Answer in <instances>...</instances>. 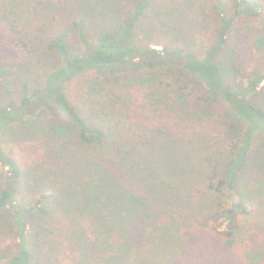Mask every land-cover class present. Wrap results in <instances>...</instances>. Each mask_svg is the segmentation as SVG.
<instances>
[{
  "label": "trees",
  "instance_id": "1",
  "mask_svg": "<svg viewBox=\"0 0 264 264\" xmlns=\"http://www.w3.org/2000/svg\"><path fill=\"white\" fill-rule=\"evenodd\" d=\"M178 1L0 0V264H173L183 233L232 238L264 137V0Z\"/></svg>",
  "mask_w": 264,
  "mask_h": 264
},
{
  "label": "rangeland",
  "instance_id": "2",
  "mask_svg": "<svg viewBox=\"0 0 264 264\" xmlns=\"http://www.w3.org/2000/svg\"><path fill=\"white\" fill-rule=\"evenodd\" d=\"M175 18L176 16L171 15L170 21L172 24ZM203 21L206 22L205 19ZM187 22L177 27L178 30L176 31L179 32V35H188L192 31L193 28L190 27L192 24L190 25ZM248 26L247 30L250 38H242L244 31L243 33L237 31L239 36L236 38L237 42L240 38L244 41L246 49L251 46V41L258 36L256 30L260 29L259 33L264 32V23H261L258 26L260 28H256V30L249 29L253 27L252 24H248ZM0 37L2 38L1 31ZM194 42V47L199 48L198 39ZM0 46L7 48L6 45L1 43ZM9 63L6 66L4 65V68L8 71L13 69L12 64ZM7 76L11 78L12 74L9 73ZM73 91L74 89L71 90L70 94L68 93L70 97L73 96ZM259 103L264 106V95ZM172 120L178 122L177 118H172ZM194 122V118L191 119L190 116L183 115L181 135L184 139L192 138L197 132L194 129ZM200 122L197 123L198 128H200ZM260 142L258 149L246 160L237 180L234 200L241 201L246 212L237 214L236 228L232 238L223 235L224 223L218 221L211 222L208 228L199 232L191 230L186 234L183 233V247L174 259L173 264H264V137L260 139ZM41 144L42 142L38 143V141L34 143L35 151L36 147ZM30 159L32 158L30 157ZM224 205L229 206L230 204ZM7 232L6 228L0 230V245L9 243L11 237L7 236ZM150 258L154 262L161 260V257L153 255Z\"/></svg>",
  "mask_w": 264,
  "mask_h": 264
}]
</instances>
